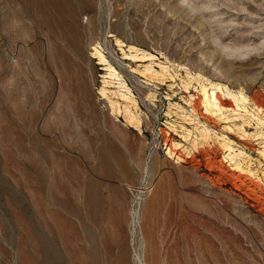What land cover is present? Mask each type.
Instances as JSON below:
<instances>
[{"label": "rangeland", "instance_id": "obj_1", "mask_svg": "<svg viewBox=\"0 0 264 264\" xmlns=\"http://www.w3.org/2000/svg\"><path fill=\"white\" fill-rule=\"evenodd\" d=\"M207 263L264 264V0H0V264Z\"/></svg>", "mask_w": 264, "mask_h": 264}, {"label": "bare ground", "instance_id": "obj_2", "mask_svg": "<svg viewBox=\"0 0 264 264\" xmlns=\"http://www.w3.org/2000/svg\"><path fill=\"white\" fill-rule=\"evenodd\" d=\"M130 50H136V48L131 47ZM94 57H97L98 58V60L100 61V64L102 66H107L108 70L111 72L110 73L111 74L110 75L111 77L116 78L117 80H120L121 81V78H120L121 76L110 65V63L106 59L105 55L101 52V50L95 48ZM133 58H137V56H135ZM153 59H154V57H153ZM146 73L147 74H145V75L148 76L149 79H151V80L158 79V76L159 75L156 74V73H154L153 70H152V68H148L146 70ZM121 85L124 88H127V86H126L125 83H121ZM201 88H202L203 95L205 96V103H206V107H207V112L209 114H212V115L214 114L215 115L218 112L220 113L222 110H225V109L227 110L229 108H233L232 101L236 102L237 104L240 103V101L237 99V97L233 93L229 92L228 91L229 89L225 85H223L221 83L209 82L208 84H206L205 86H202ZM222 94L223 95H227L230 100L229 101L227 99L224 100L222 98V96H221ZM103 95H105L104 92H103ZM241 97H242L241 100H242L243 105L246 104L248 102V99L245 98L243 95H241ZM123 98H125V97L123 96ZM128 100L131 101L133 107H137L136 101H134L131 98L128 99ZM124 109H125L124 111H125V113H126V115L128 117L127 122H129L130 127L131 128H136V129L139 128L141 126V122L139 120H137L136 116H131V114H130L131 111L130 110H128L127 108H124ZM199 136H200L199 138H201V142H199V141L193 142L192 149L187 152V156L190 159H192L193 161L197 157H199L202 154H205V153H207L209 151V149L206 148L208 146L207 144H208V140H209L208 131L207 130L201 131ZM201 144L203 146H206V147H203L202 150L199 149L200 148L199 146ZM177 147H178V145H177ZM179 159L181 160V163L182 164H184V163L187 164V160H185L184 158H180L179 157ZM233 160H234V158H231V161H233ZM159 164H160V162H158V161L157 162H155V161L152 162V166H151V168H152V175H154L155 172L158 169H160L159 166L161 164L160 165ZM234 169H235V171L237 173H239L240 176H242V174H244V170L241 168L240 164H236V166H234ZM168 176L169 175H167L166 177H168ZM182 181H183V183L185 182L184 177H183V180ZM165 198H166V196H165V193H164V186L163 185H159L157 187V189L154 191V193L152 194V196L150 197L149 201L146 202V209H145V212L142 215V223H141V225H142V236L146 240L148 238H150V237H153L154 234H155V232H156L155 227H157V224L154 227V225H152V222H155V221L160 220L159 219L160 218V215L162 213V210L164 209V201H165ZM148 220H149V222L151 224L147 222ZM194 227H196V226H194ZM161 232H163V230ZM162 236H163V234H162ZM208 240H209V238H208ZM205 249H207V248H205ZM208 251H210L209 248H208ZM208 251H207V253L210 256V252L211 251L210 252H208ZM204 260L206 261L205 258H204ZM208 263H210V262H208Z\"/></svg>", "mask_w": 264, "mask_h": 264}]
</instances>
